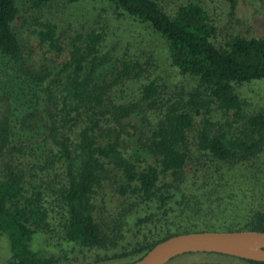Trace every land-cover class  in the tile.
<instances>
[{"label":"trees","instance_id":"1","mask_svg":"<svg viewBox=\"0 0 264 264\" xmlns=\"http://www.w3.org/2000/svg\"><path fill=\"white\" fill-rule=\"evenodd\" d=\"M107 1L164 37L169 62L196 82L135 84L150 59L104 50V26L64 42L50 20L38 44L65 58L35 67L12 25L16 0H0V63L20 100L0 112V264H57L63 241L122 264L181 232L264 230V36L219 38L202 0ZM35 233L62 255L32 247Z\"/></svg>","mask_w":264,"mask_h":264},{"label":"rangeland","instance_id":"2","mask_svg":"<svg viewBox=\"0 0 264 264\" xmlns=\"http://www.w3.org/2000/svg\"><path fill=\"white\" fill-rule=\"evenodd\" d=\"M169 1V0H167ZM208 10V14L218 27V36L224 37L228 33L240 32L243 34H253L264 36V1L263 0H235L234 14H230L229 2L227 0H202ZM19 8L18 18L12 22L14 30L30 56V63L39 67L41 64H49L54 67L65 58L64 53L56 54L54 51L46 50L38 44L36 29L39 22L50 20L57 24V30L64 42L68 41L78 30L86 28H101L105 30L103 49L112 48L117 54H124L125 51L131 56L134 54L140 57L144 65L145 60L150 59L151 64L143 72L140 82L154 79L156 76L161 80L170 81L167 92H172L181 88L189 89L195 84V79L190 76L182 75L168 60L167 42L144 21L135 19L132 16H118L115 14L114 6L107 0H80L77 2H67L65 0H52L39 8L29 6L27 0H16ZM13 74L11 68L5 67L0 63V112L7 105L17 103L19 95L17 84L12 83ZM175 83L178 84L175 85ZM174 89V90H173ZM9 92H11L9 94ZM169 94V93H168ZM128 119L136 120L141 124V120L132 115ZM141 129L142 126L137 125ZM151 161L150 158L146 159ZM105 207L114 208L118 205V195L110 188L105 187ZM107 215V212H104ZM0 256L1 262L9 255L8 239L1 236ZM41 233H35L32 240V247L43 248L47 254L53 253L61 256L64 252L61 244L44 246ZM68 247L67 258L60 259L57 264H105L97 263L93 259V252L82 250L79 247ZM4 256V258H3ZM251 264L241 259L235 258L224 253H214L197 251L194 253L184 252L169 259L164 264ZM108 264V263H106Z\"/></svg>","mask_w":264,"mask_h":264},{"label":"water","instance_id":"3","mask_svg":"<svg viewBox=\"0 0 264 264\" xmlns=\"http://www.w3.org/2000/svg\"><path fill=\"white\" fill-rule=\"evenodd\" d=\"M219 252L264 261V230H197L171 235L139 258L122 264H164L184 252Z\"/></svg>","mask_w":264,"mask_h":264}]
</instances>
